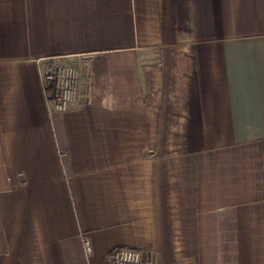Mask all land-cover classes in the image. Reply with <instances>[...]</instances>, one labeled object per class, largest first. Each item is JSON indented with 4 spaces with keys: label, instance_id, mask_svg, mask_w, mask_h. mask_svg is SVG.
Wrapping results in <instances>:
<instances>
[{
    "label": "crops",
    "instance_id": "0c3cea01",
    "mask_svg": "<svg viewBox=\"0 0 264 264\" xmlns=\"http://www.w3.org/2000/svg\"><path fill=\"white\" fill-rule=\"evenodd\" d=\"M177 4L0 0V264H264V0Z\"/></svg>",
    "mask_w": 264,
    "mask_h": 264
},
{
    "label": "built area",
    "instance_id": "2783aa9c",
    "mask_svg": "<svg viewBox=\"0 0 264 264\" xmlns=\"http://www.w3.org/2000/svg\"><path fill=\"white\" fill-rule=\"evenodd\" d=\"M38 78L42 86L43 97L50 113L63 112L78 96V69L68 63L46 59L38 62ZM84 253H91V243L88 237H81ZM142 255L132 248L114 249L108 264H141Z\"/></svg>",
    "mask_w": 264,
    "mask_h": 264
},
{
    "label": "trees",
    "instance_id": "16d2710c",
    "mask_svg": "<svg viewBox=\"0 0 264 264\" xmlns=\"http://www.w3.org/2000/svg\"><path fill=\"white\" fill-rule=\"evenodd\" d=\"M177 6H178V26L182 28L184 27L185 20L187 19L186 0H178Z\"/></svg>",
    "mask_w": 264,
    "mask_h": 264
}]
</instances>
